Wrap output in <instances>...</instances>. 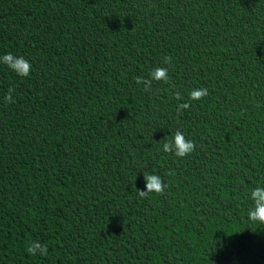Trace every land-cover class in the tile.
Wrapping results in <instances>:
<instances>
[{
	"label": "trees",
	"instance_id": "trees-1",
	"mask_svg": "<svg viewBox=\"0 0 264 264\" xmlns=\"http://www.w3.org/2000/svg\"><path fill=\"white\" fill-rule=\"evenodd\" d=\"M9 52L32 71L0 63V264H264V0H0Z\"/></svg>",
	"mask_w": 264,
	"mask_h": 264
},
{
	"label": "clouds",
	"instance_id": "clouds-1",
	"mask_svg": "<svg viewBox=\"0 0 264 264\" xmlns=\"http://www.w3.org/2000/svg\"><path fill=\"white\" fill-rule=\"evenodd\" d=\"M171 56L165 57V63L171 64ZM0 63H3L9 67L18 76L28 77L32 71L31 63L23 56H16L15 54L9 52L0 56ZM170 77L168 74V68L166 67H156L149 72L148 78L143 76L135 77L136 83L143 84L145 91H150L153 81H163L167 83ZM15 89L9 88L8 93L4 96L6 103H15L13 93ZM209 94V90L204 88H194L189 93V101L202 100ZM177 100L182 99L179 92L175 93ZM191 107L189 102L181 103L177 107V116H179L183 110ZM195 142L186 138L185 134L177 130L171 140H166L163 144L162 150L165 153L174 154L177 157L184 158L195 151ZM170 174V173H169ZM144 178L146 180V190H141L136 187L137 195L140 198H145L149 193H156L163 195L165 189L168 185L165 184L163 179L157 174L144 173ZM250 198L253 201V207L248 211V218L253 222H259L264 224V186L257 185L250 191ZM26 251L31 256H36L37 254L41 256L48 255V246L42 244L39 240H32L27 245Z\"/></svg>",
	"mask_w": 264,
	"mask_h": 264
}]
</instances>
